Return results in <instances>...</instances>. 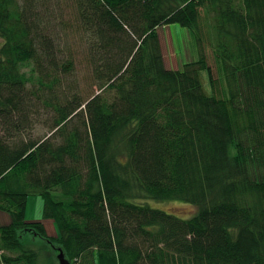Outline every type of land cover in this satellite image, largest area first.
Listing matches in <instances>:
<instances>
[{"label":"trees","instance_id":"1","mask_svg":"<svg viewBox=\"0 0 264 264\" xmlns=\"http://www.w3.org/2000/svg\"><path fill=\"white\" fill-rule=\"evenodd\" d=\"M170 23L199 48L179 69L159 49ZM0 41V264H55L58 249L72 264H264V0H0ZM30 195L58 235L25 220Z\"/></svg>","mask_w":264,"mask_h":264},{"label":"rangeland","instance_id":"2","mask_svg":"<svg viewBox=\"0 0 264 264\" xmlns=\"http://www.w3.org/2000/svg\"><path fill=\"white\" fill-rule=\"evenodd\" d=\"M69 5L71 3L64 2L62 6L65 8V15L64 18L68 19L70 16V8ZM60 29V26H59ZM69 30V29H66ZM63 33L64 30H61ZM157 34L159 38L161 53L163 56V61L166 68L170 69H179L181 68L182 64L185 62H189L190 60L198 58V43L196 42L195 38L192 37L189 30L185 27H182L178 23H170L165 25H160L157 28ZM68 39L66 37H60V48L63 49L65 52L71 49L75 52V74L74 76L70 77V80L76 78L79 80L78 91L84 96H88V93H91L95 90V87L92 85L89 79V69L87 63L84 59V55L80 54L83 50V45L81 46L80 42L73 40V35L68 34ZM1 43V41H0ZM206 55L209 64L212 67L213 77L216 80V88L215 94L217 92L223 91L224 89V82L218 78V72L215 67V62L211 57L209 46H206ZM67 53V52H66ZM206 74L202 73V82L206 93L211 94V87L206 78ZM37 120H35V128L33 129L34 135L38 136L46 132L48 128V120L50 119L49 113H46L44 110H40L36 115ZM45 122V123H44ZM148 206L158 208L161 210L166 211V213H171L175 216L180 218H189L193 216L197 212V206L193 204H189L187 202H182L178 200H167V201H154V200H147ZM43 207H44V199L41 195H30L27 198L26 208H25V220L27 221H39L42 222L45 227V232H47L50 236L58 235V229L55 221L53 219L44 218L43 215ZM11 222L10 215L5 211L0 210V225L5 226ZM29 235L25 237L28 239ZM24 241V237L22 238ZM32 243L36 245V242H42L46 244V242L42 241L40 238H33ZM49 247V245H47ZM48 249V248H47ZM55 254V252H54ZM56 254V258H57ZM55 264H58L57 261H54Z\"/></svg>","mask_w":264,"mask_h":264},{"label":"water","instance_id":"3","mask_svg":"<svg viewBox=\"0 0 264 264\" xmlns=\"http://www.w3.org/2000/svg\"><path fill=\"white\" fill-rule=\"evenodd\" d=\"M57 252H58L57 258H58V261L60 264H72V263L68 262V260L66 258H64V254L60 249H58Z\"/></svg>","mask_w":264,"mask_h":264}]
</instances>
